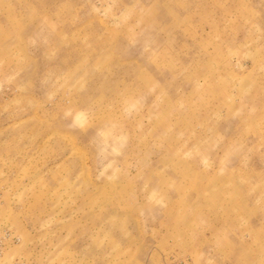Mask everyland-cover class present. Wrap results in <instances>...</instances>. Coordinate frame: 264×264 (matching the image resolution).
<instances>
[{"label":"rangeland","instance_id":"374dc122","mask_svg":"<svg viewBox=\"0 0 264 264\" xmlns=\"http://www.w3.org/2000/svg\"><path fill=\"white\" fill-rule=\"evenodd\" d=\"M0 264H264V0H0Z\"/></svg>","mask_w":264,"mask_h":264}]
</instances>
